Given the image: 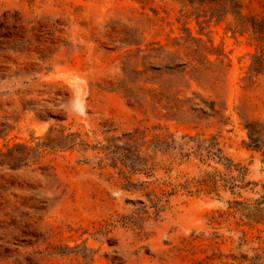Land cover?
I'll return each mask as SVG.
<instances>
[{"label": "rangeland", "instance_id": "obj_1", "mask_svg": "<svg viewBox=\"0 0 264 264\" xmlns=\"http://www.w3.org/2000/svg\"><path fill=\"white\" fill-rule=\"evenodd\" d=\"M0 264H264V0H0Z\"/></svg>", "mask_w": 264, "mask_h": 264}]
</instances>
